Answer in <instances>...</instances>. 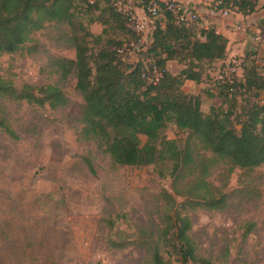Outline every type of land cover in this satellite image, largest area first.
I'll list each match as a JSON object with an SVG mask.
<instances>
[{
	"label": "rangeland",
	"instance_id": "obj_1",
	"mask_svg": "<svg viewBox=\"0 0 264 264\" xmlns=\"http://www.w3.org/2000/svg\"><path fill=\"white\" fill-rule=\"evenodd\" d=\"M217 1L208 2V17L199 16L191 25L199 33L204 22H231L228 28L234 30V37L243 33L250 40L245 64L256 66L264 79V52L251 46L255 30L264 31V24L257 22V16L264 18V0L249 15L237 13L229 4L223 8L229 19L220 15ZM84 10L77 16L92 35L123 45L134 40L127 26V31L108 29L103 34L104 26L88 24L99 12ZM157 20H162L161 15ZM71 36L66 25L47 24L21 51L0 56V77L16 88L54 85L67 99L57 109L0 99V121L17 137H8L0 127V264H150L147 248L139 243L155 238L174 209L189 218V235L198 256L212 264H264V166L251 172L229 171L227 163L214 159L188 131L170 122L162 137L175 141L180 150L190 148L199 166L174 171L172 161L146 167L114 165L85 130L83 99L75 78H62L59 63L75 57ZM120 56L127 65L143 58L142 54ZM184 68L181 62L166 65L173 75ZM217 69L203 65L200 81H184L181 91L200 100L203 115L221 119L228 115L238 132L247 108L264 105V89H238L228 96L218 85ZM139 139L143 146L146 137ZM201 175L228 196L223 210L190 205L194 202L176 195ZM109 241L126 247L113 249ZM162 255L179 264L163 249Z\"/></svg>",
	"mask_w": 264,
	"mask_h": 264
},
{
	"label": "trees",
	"instance_id": "obj_2",
	"mask_svg": "<svg viewBox=\"0 0 264 264\" xmlns=\"http://www.w3.org/2000/svg\"><path fill=\"white\" fill-rule=\"evenodd\" d=\"M120 1L125 0H0V56L21 51L32 35L47 24L66 25L72 32L75 57L59 63L62 78L70 75L75 78V88L83 99L81 120L85 130L103 146L114 165L146 167L172 161L174 171L199 166L190 148L180 150L175 141L162 137L170 122L177 129L188 131L197 145L214 159L227 163L229 171L237 168L251 172L264 166V105L248 107L237 132L228 115L222 119L203 115L200 100L181 91L184 81H200L203 65L215 66L225 60L227 40L214 26H201L196 33L192 23H177L172 14L161 9L162 20H157L159 16L155 20L149 48L142 54V59L152 60L162 72L159 82L150 84L142 78L146 68L141 61L134 65L122 61L117 50L126 44L92 35L77 16L84 9V12L98 11L88 24H101L106 28L103 34L108 29L127 31L126 19L116 7ZM258 1L218 0L216 9L231 4L237 13L247 15L255 11ZM243 58H239L240 66L234 78L219 80L218 85L228 96L236 94L238 89H264V79L256 66L246 65L245 55ZM171 60L183 63L185 68L176 75L170 74L166 65ZM0 99L50 109L67 104L66 96L57 86L24 84L18 89L1 77ZM0 127L8 137L17 139L4 121H0ZM139 135L146 137L143 146ZM203 178V175L196 178L176 195L194 202L190 205L223 210L228 196ZM248 226L251 228L252 224ZM190 230L189 218L174 209L160 233L153 239L143 238L139 245L147 248L150 264H171L162 255V249L173 254L179 264H212L197 255ZM109 246L126 247L116 241H109Z\"/></svg>",
	"mask_w": 264,
	"mask_h": 264
},
{
	"label": "built area",
	"instance_id": "obj_3",
	"mask_svg": "<svg viewBox=\"0 0 264 264\" xmlns=\"http://www.w3.org/2000/svg\"><path fill=\"white\" fill-rule=\"evenodd\" d=\"M221 4V3H220ZM117 7V6H116ZM136 7H140L143 15L138 16ZM118 12L126 19L127 27L135 35V39L117 50L118 54L133 56L143 54L150 44V34L155 20L158 18L160 10L164 9L174 17L177 23L190 24L199 18L195 9L189 8L178 0H125L117 7ZM220 15L223 18L229 16L228 12L221 9ZM253 43L264 51V31L255 30ZM146 70L142 73V78L150 84H157L162 77V72L150 59L139 60ZM138 62V61H137ZM240 66L238 57H232L221 63L217 69L219 80L232 79L237 75Z\"/></svg>",
	"mask_w": 264,
	"mask_h": 264
},
{
	"label": "crops",
	"instance_id": "obj_4",
	"mask_svg": "<svg viewBox=\"0 0 264 264\" xmlns=\"http://www.w3.org/2000/svg\"><path fill=\"white\" fill-rule=\"evenodd\" d=\"M178 1L182 2L184 5H186L189 8L195 9L199 16L208 17L209 13L211 11L210 6L207 7V5H208V2H212V0H178ZM260 8L261 7H256L255 11L260 9ZM135 10H136V13L138 14V16L143 15V12H142L140 7H136ZM257 22H258L259 26L261 24H264V18L257 16ZM201 26L202 27L214 26L216 32L218 34L222 35L227 40L225 60H222V61L215 63V66H219L221 63L227 61L228 59H230L234 56H238V57L243 56L244 57L247 48L250 47V44H249L250 40L248 41L245 34H243V33L238 34L237 33V36H235V37L232 35V33L234 34V30L231 28H228V26H232L231 22H228V25H227V24H216V23L211 24L207 21V22H204ZM251 46L255 47V49H254L255 51L257 50L256 47H258L259 52L262 53L263 50L260 49V47L255 45L253 42H252ZM262 56H264V55H262ZM168 63H179V62L177 60H171V61H168L167 64ZM179 65H182V64H179Z\"/></svg>",
	"mask_w": 264,
	"mask_h": 264
}]
</instances>
